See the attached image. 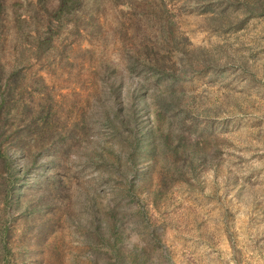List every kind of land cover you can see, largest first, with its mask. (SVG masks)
Returning <instances> with one entry per match:
<instances>
[{
  "label": "rangeland",
  "instance_id": "1",
  "mask_svg": "<svg viewBox=\"0 0 264 264\" xmlns=\"http://www.w3.org/2000/svg\"><path fill=\"white\" fill-rule=\"evenodd\" d=\"M0 264H264V0H0Z\"/></svg>",
  "mask_w": 264,
  "mask_h": 264
},
{
  "label": "trees",
  "instance_id": "2",
  "mask_svg": "<svg viewBox=\"0 0 264 264\" xmlns=\"http://www.w3.org/2000/svg\"><path fill=\"white\" fill-rule=\"evenodd\" d=\"M0 157L5 158V155L2 153L1 148H0Z\"/></svg>",
  "mask_w": 264,
  "mask_h": 264
}]
</instances>
